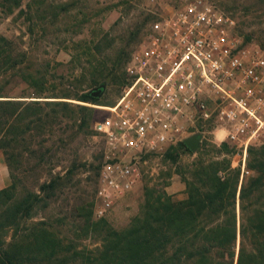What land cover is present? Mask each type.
<instances>
[{"label":"trees","instance_id":"1","mask_svg":"<svg viewBox=\"0 0 264 264\" xmlns=\"http://www.w3.org/2000/svg\"><path fill=\"white\" fill-rule=\"evenodd\" d=\"M93 43L83 51L89 61L100 49ZM27 52L16 48L13 39L0 35V150L10 168L12 156H24L25 151L45 156L58 142L66 147L73 137L86 139L96 134L94 107L85 102H97L98 96L91 92L101 85L96 75L110 70L106 59H95L90 65L95 72L90 81L74 85L73 69L59 81L49 76V60L41 63L42 67L36 66ZM31 143L36 146L30 147ZM210 144L206 153L229 149L224 141ZM176 145L189 150L183 141ZM249 151L246 164L252 172L244 175L240 183V169L231 166L229 157H209L200 158L191 174L184 175V197L174 198L157 188L155 193L148 192L140 213L127 226H103L105 234L85 263L264 264V206L256 205L258 196L248 201L263 189L264 146L259 152L252 148ZM57 178L43 181L39 191H50L47 196L52 195ZM15 186L12 180L0 190V264H75L76 255L53 252L60 239L49 230V224L40 221L36 230H26L24 224L42 196L27 192L12 198ZM237 197L240 220L235 260ZM37 239L39 244L35 243ZM41 244L49 249L41 252Z\"/></svg>","mask_w":264,"mask_h":264},{"label":"rangeland","instance_id":"2","mask_svg":"<svg viewBox=\"0 0 264 264\" xmlns=\"http://www.w3.org/2000/svg\"><path fill=\"white\" fill-rule=\"evenodd\" d=\"M184 1L0 0V35L13 39L16 48L27 49L28 59L36 66L42 67L40 64L49 60L50 77L63 81V76L73 69L74 85H79L82 80L90 81L95 74L92 72L93 67H90L91 63L95 59H106L110 70L102 76L96 75V78L100 77V83L104 84L103 90L96 103L85 102L94 107V122L107 113L104 105L112 103L119 96L127 81L125 61L149 30L150 24ZM207 1L233 20L230 25L231 33L237 35L240 46L247 49L264 47V0ZM92 43H97L100 49L98 55L92 56V61H89V56L83 51ZM197 126L190 133H200L198 146L194 150L174 145L163 152L143 156L140 159L141 175L138 181L130 191L114 200L102 214L97 211L100 200L96 195V188L106 161V152L102 137L95 133L86 139L73 137L66 147L64 144L60 146L58 142L52 151H46L45 156L28 151H25L24 156H12L11 168L3 156L9 176L7 184L0 187V190L9 186L13 180L16 186L11 191L12 198H18L27 192H39L42 199L24 227L31 232L41 226L40 221H44L51 226L49 230L60 239L53 252L76 255L75 264H86L105 234L103 226L107 224L116 229L127 226L140 213L148 192H154L157 188L164 189L174 198L184 197V175L191 174L200 158L229 157L231 166L240 169L239 183L244 175L252 172L246 164L247 157L251 155L249 150L252 148L259 152L264 146V136L249 143L244 150L242 146L222 140L216 123L205 122ZM223 141L228 143L227 152H205L211 142L220 145ZM45 145L49 144L45 142ZM34 146L35 143L30 144V147ZM174 157L176 160L173 161ZM53 176H59L58 184L54 193L47 196L50 191H39V185ZM262 188L248 201L256 200L255 196H258L256 205L264 206V185ZM235 209L238 230L239 197ZM39 242V239L35 240V243ZM238 245L237 234L235 260ZM45 249L49 247L41 244L39 250L43 252Z\"/></svg>","mask_w":264,"mask_h":264},{"label":"built area","instance_id":"3","mask_svg":"<svg viewBox=\"0 0 264 264\" xmlns=\"http://www.w3.org/2000/svg\"><path fill=\"white\" fill-rule=\"evenodd\" d=\"M231 23L207 0H185L131 50L125 85L93 122L106 152L98 213L138 181L143 156L183 141L199 123H216L222 140L244 150L264 136V47L240 46Z\"/></svg>","mask_w":264,"mask_h":264},{"label":"water","instance_id":"4","mask_svg":"<svg viewBox=\"0 0 264 264\" xmlns=\"http://www.w3.org/2000/svg\"><path fill=\"white\" fill-rule=\"evenodd\" d=\"M103 87H104L103 83L100 86H96L91 90L92 94L95 96H99L103 90ZM199 139H200V133H194L184 138L183 142H185L190 149L194 150L198 146ZM237 234L239 235V227L237 230Z\"/></svg>","mask_w":264,"mask_h":264},{"label":"crops","instance_id":"5","mask_svg":"<svg viewBox=\"0 0 264 264\" xmlns=\"http://www.w3.org/2000/svg\"><path fill=\"white\" fill-rule=\"evenodd\" d=\"M9 170L6 162L3 159V153L0 150V187L8 182Z\"/></svg>","mask_w":264,"mask_h":264}]
</instances>
